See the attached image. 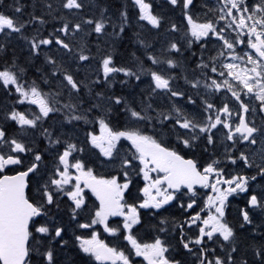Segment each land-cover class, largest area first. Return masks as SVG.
Listing matches in <instances>:
<instances>
[{
  "label": "snow or ice",
  "instance_id": "obj_1",
  "mask_svg": "<svg viewBox=\"0 0 264 264\" xmlns=\"http://www.w3.org/2000/svg\"><path fill=\"white\" fill-rule=\"evenodd\" d=\"M0 264H264V0H0Z\"/></svg>",
  "mask_w": 264,
  "mask_h": 264
},
{
  "label": "flooded vegetation",
  "instance_id": "obj_2",
  "mask_svg": "<svg viewBox=\"0 0 264 264\" xmlns=\"http://www.w3.org/2000/svg\"><path fill=\"white\" fill-rule=\"evenodd\" d=\"M233 203L235 204L236 202L234 201ZM101 238H106V234L102 235Z\"/></svg>",
  "mask_w": 264,
  "mask_h": 264
},
{
  "label": "trees",
  "instance_id": "obj_3",
  "mask_svg": "<svg viewBox=\"0 0 264 264\" xmlns=\"http://www.w3.org/2000/svg\"><path fill=\"white\" fill-rule=\"evenodd\" d=\"M110 2H113V3H115V2H117V0H110Z\"/></svg>",
  "mask_w": 264,
  "mask_h": 264
}]
</instances>
